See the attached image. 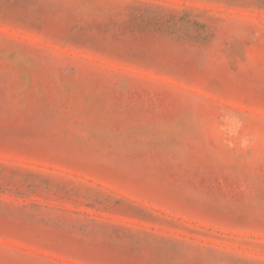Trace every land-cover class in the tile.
<instances>
[{
	"label": "rangeland",
	"instance_id": "374dc122",
	"mask_svg": "<svg viewBox=\"0 0 264 264\" xmlns=\"http://www.w3.org/2000/svg\"><path fill=\"white\" fill-rule=\"evenodd\" d=\"M0 264H264V0H0Z\"/></svg>",
	"mask_w": 264,
	"mask_h": 264
}]
</instances>
